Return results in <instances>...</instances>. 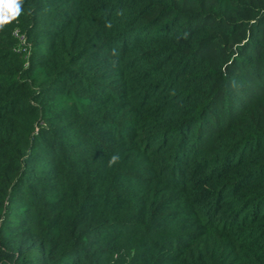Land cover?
<instances>
[{
    "label": "trees",
    "instance_id": "1",
    "mask_svg": "<svg viewBox=\"0 0 264 264\" xmlns=\"http://www.w3.org/2000/svg\"><path fill=\"white\" fill-rule=\"evenodd\" d=\"M0 264H264V0H22Z\"/></svg>",
    "mask_w": 264,
    "mask_h": 264
},
{
    "label": "clouds",
    "instance_id": "2",
    "mask_svg": "<svg viewBox=\"0 0 264 264\" xmlns=\"http://www.w3.org/2000/svg\"><path fill=\"white\" fill-rule=\"evenodd\" d=\"M22 0H0V29L13 20H15L21 12ZM120 157L114 154L109 159V166L116 164Z\"/></svg>",
    "mask_w": 264,
    "mask_h": 264
},
{
    "label": "built area",
    "instance_id": "3",
    "mask_svg": "<svg viewBox=\"0 0 264 264\" xmlns=\"http://www.w3.org/2000/svg\"><path fill=\"white\" fill-rule=\"evenodd\" d=\"M14 37L18 41L19 49L18 51L24 53L26 57L28 56V44L27 38L24 33H22L19 29H16L13 33Z\"/></svg>",
    "mask_w": 264,
    "mask_h": 264
}]
</instances>
